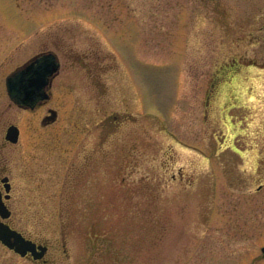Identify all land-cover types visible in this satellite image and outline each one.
Returning <instances> with one entry per match:
<instances>
[{
	"label": "rangeland",
	"instance_id": "374dc122",
	"mask_svg": "<svg viewBox=\"0 0 264 264\" xmlns=\"http://www.w3.org/2000/svg\"><path fill=\"white\" fill-rule=\"evenodd\" d=\"M49 49L23 110L6 78ZM0 159L50 264H264V0H0Z\"/></svg>",
	"mask_w": 264,
	"mask_h": 264
},
{
	"label": "water",
	"instance_id": "95a60500",
	"mask_svg": "<svg viewBox=\"0 0 264 264\" xmlns=\"http://www.w3.org/2000/svg\"><path fill=\"white\" fill-rule=\"evenodd\" d=\"M57 62L54 55H48L40 58L35 65L22 67L11 73L6 79V86L9 96L13 101L22 105L35 106L41 99L48 96L47 86L50 82V76L57 69ZM54 111H52V115ZM50 116V117H51ZM19 129L16 125L9 126L6 138L16 142ZM3 181L7 182V178ZM6 190H10V183H6ZM11 215V210L4 201L0 190V240L8 248L13 249L21 256L31 253L34 259H41L45 256L48 246L38 244L36 241L27 238L22 232L11 227L3 219ZM264 251V247H263Z\"/></svg>",
	"mask_w": 264,
	"mask_h": 264
},
{
	"label": "flooded vegetation",
	"instance_id": "af4514ba",
	"mask_svg": "<svg viewBox=\"0 0 264 264\" xmlns=\"http://www.w3.org/2000/svg\"><path fill=\"white\" fill-rule=\"evenodd\" d=\"M48 56V55H54L55 59H56V62L58 64L57 66V69L53 72V74L50 76V82L47 86V92H48V96L45 98V99H42L40 100L35 106H30V105H19L18 103L12 101L16 106H19L20 108H22L23 110H28V111H34L44 105H46L48 103V101L51 99L52 97V85H53V81L55 80V78L59 75L60 73V70H61V66H62V61H61V58L60 56L58 55L57 52H55L54 50H43L41 52H39L38 54L34 55L33 57H31L23 66L24 67H29L31 65H35L37 63V61L44 57V56ZM52 111H54V115H52ZM112 114H110L108 117H113L111 116ZM51 116V117H50ZM58 120V112L57 110H55L54 108H48V111L47 113L43 116V118L41 119V124L45 127H48L50 126L52 123H55L56 121ZM14 125H16L19 129V132H18V138H17V141L16 142H11L9 140L6 139V133H5V139H4V142H2L1 144V147H5V144H9L11 143L12 145H17L23 138L24 136L26 135V129H25V124L21 123H12ZM10 124V125H12ZM9 125V126H10ZM7 132V130H6ZM9 168L7 166V164H5V162H3L2 159H0V190L2 192V195H3V198L7 204V206L11 209V216L8 218V219H5L6 222H8L13 228H16L17 230L21 231L24 236H26L27 238H31L33 240H35L38 244L39 243H45L48 245V251H49V248H50V244L48 241H41L39 239H36V238H33L32 236L26 234L24 231H22L21 229L17 228L16 226H14L13 223H11V217L13 215V210L10 206V199L12 198L13 196V193H14V183L11 179V175H10V172H9ZM4 178H7V182L6 181H3ZM6 183H10V190L7 191L6 190ZM63 248L66 250V240L64 238V241H63ZM48 254V252H47ZM47 254L41 258V259H34L33 255L29 252L27 253V255L25 257H23L24 259H27L33 263H36V264H50V260L47 258ZM18 255V254H17Z\"/></svg>",
	"mask_w": 264,
	"mask_h": 264
}]
</instances>
